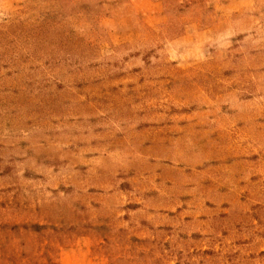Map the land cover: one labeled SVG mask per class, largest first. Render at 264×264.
Wrapping results in <instances>:
<instances>
[{
    "label": "rangeland",
    "instance_id": "rangeland-1",
    "mask_svg": "<svg viewBox=\"0 0 264 264\" xmlns=\"http://www.w3.org/2000/svg\"><path fill=\"white\" fill-rule=\"evenodd\" d=\"M0 264H264V0H0Z\"/></svg>",
    "mask_w": 264,
    "mask_h": 264
},
{
    "label": "crops",
    "instance_id": "crops-1",
    "mask_svg": "<svg viewBox=\"0 0 264 264\" xmlns=\"http://www.w3.org/2000/svg\"><path fill=\"white\" fill-rule=\"evenodd\" d=\"M130 19L125 16V17H121V18H108L105 20V27L109 33V35H115V36H119L118 33H120L121 31H127L129 32V41L130 39L132 40L136 35L133 31H131V21H129ZM186 35L181 36L179 39L181 38H185ZM117 42V44H119L120 42L115 41V43ZM127 42V41H124ZM177 39L174 41H171L169 43V50L168 52H172L174 51L172 48L178 50L176 44ZM163 62V61H162ZM170 63V61H168ZM123 66L124 68H127V70L130 71H141V70H145L149 67H151V63H148L147 59L144 57L143 52H134L133 54H129V56L127 58H125L123 60ZM156 65V63H155ZM172 65V62H171ZM147 206V205H146ZM138 208V207H137ZM143 209V206L139 207L138 209ZM159 215L163 216L162 219H151L150 221L147 222L148 226H154V227H161V226H165L166 224H169V218L170 215L167 212H160ZM125 224L129 225V221L127 220H123ZM131 222V221H130Z\"/></svg>",
    "mask_w": 264,
    "mask_h": 264
}]
</instances>
